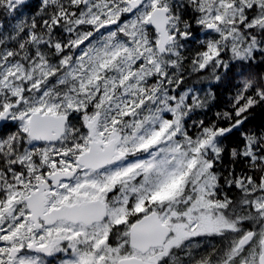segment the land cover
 Listing matches in <instances>:
<instances>
[{
	"label": "snow or ice",
	"instance_id": "1",
	"mask_svg": "<svg viewBox=\"0 0 264 264\" xmlns=\"http://www.w3.org/2000/svg\"><path fill=\"white\" fill-rule=\"evenodd\" d=\"M264 0H0V264H264Z\"/></svg>",
	"mask_w": 264,
	"mask_h": 264
},
{
	"label": "trees",
	"instance_id": "2",
	"mask_svg": "<svg viewBox=\"0 0 264 264\" xmlns=\"http://www.w3.org/2000/svg\"><path fill=\"white\" fill-rule=\"evenodd\" d=\"M257 119H264V114L257 113Z\"/></svg>",
	"mask_w": 264,
	"mask_h": 264
}]
</instances>
